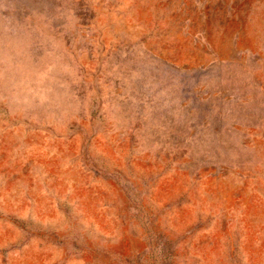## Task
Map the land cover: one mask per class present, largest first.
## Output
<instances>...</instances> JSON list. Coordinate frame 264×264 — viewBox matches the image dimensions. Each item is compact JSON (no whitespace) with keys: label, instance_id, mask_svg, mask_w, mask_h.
Here are the masks:
<instances>
[{"label":"rangeland","instance_id":"rangeland-1","mask_svg":"<svg viewBox=\"0 0 264 264\" xmlns=\"http://www.w3.org/2000/svg\"><path fill=\"white\" fill-rule=\"evenodd\" d=\"M0 264H264V0H0Z\"/></svg>","mask_w":264,"mask_h":264}]
</instances>
